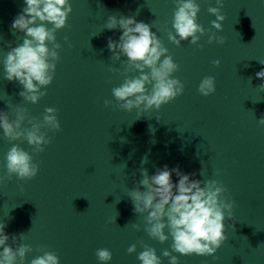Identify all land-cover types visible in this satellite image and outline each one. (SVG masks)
I'll return each mask as SVG.
<instances>
[{
    "label": "clouds",
    "instance_id": "clouds-1",
    "mask_svg": "<svg viewBox=\"0 0 264 264\" xmlns=\"http://www.w3.org/2000/svg\"><path fill=\"white\" fill-rule=\"evenodd\" d=\"M172 32L168 33V39L179 46L181 41L191 38L192 44H197L201 36L205 35V29L199 25L197 16L200 7L195 0H174ZM25 7L17 14L11 24L13 32L25 34L22 44L12 47L4 60L5 78L9 81H18L23 86L20 95L26 102L36 104L47 93L41 88L49 86L53 79L60 60L58 50L61 45L56 42L57 30L66 27L69 14L72 12L70 0H24ZM215 7H209L208 12L216 17L211 25L217 31H222L221 21L225 16L221 13L224 0H216ZM47 25H51L48 27ZM122 30L119 42L108 39V48L113 53L112 59L119 61L121 54L127 59L125 71H138L140 75L135 78H125L123 83L112 89V94L121 109L132 111L133 109L149 111L153 108L159 110L163 105L182 95L184 85L180 80L172 78V74L178 70V65L173 58L167 55L165 48L157 35L151 31L150 26L143 22H137L133 16H110L105 28ZM199 33V35H197ZM179 37V38H177ZM67 42L68 38H64ZM224 44L223 37H217L215 33L208 35V43ZM51 44L50 48L48 45ZM164 57L163 59H161ZM264 64V62H260ZM215 66L220 65V60L213 61ZM145 69H149L145 73ZM257 78L264 79V69L256 73ZM151 85L149 91L146 87ZM264 91V84L259 86ZM198 91L202 96H209L216 91L214 77L208 76L202 79ZM107 107L111 102L105 100ZM57 109L48 107L42 121L29 119L31 128L22 129L21 125L26 118V110L17 109L15 119L9 118L8 113L0 112V128L9 141L23 138L33 146L35 153L44 151V145L50 143L46 132L41 129L53 131L60 130V122L56 115ZM264 126V115L258 120ZM7 179L16 176L21 181L33 179L39 172V164L33 162V156L23 150L19 145H13L6 155ZM145 158L142 163H146ZM173 173L178 178L173 183ZM143 179L139 181L146 190L139 187L130 191V197L137 214L147 213L145 217L144 231L161 243L166 242L169 236L165 234L168 229L172 237V251L181 255L197 254L201 256H213L222 244L228 239L225 229V219L231 220L235 201L227 202L224 193L227 189L215 179L204 181L192 179L195 173L185 174L180 167L169 169L165 165L157 169L154 175L149 176L146 169L141 172ZM204 175V170L201 172ZM217 175L219 173H216ZM5 177L0 176V183ZM115 222V221H114ZM5 225L0 224V264H16L17 258L20 264H24L26 254L33 249L30 245L19 244L15 236L11 238L4 233ZM132 227L137 231L140 225L133 223ZM23 237L21 235L20 239ZM128 253L136 252V244L127 249ZM97 259L102 264H107L112 259L109 249L101 248L96 251ZM164 257H169V264H178L177 256L168 250L163 251ZM141 264H161L156 250L144 246V250L138 255ZM30 264H59V257L55 252L45 251L43 255L31 260Z\"/></svg>",
    "mask_w": 264,
    "mask_h": 264
}]
</instances>
